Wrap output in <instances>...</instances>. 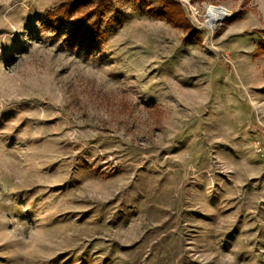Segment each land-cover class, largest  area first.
<instances>
[{
	"label": "rangeland",
	"instance_id": "rangeland-1",
	"mask_svg": "<svg viewBox=\"0 0 264 264\" xmlns=\"http://www.w3.org/2000/svg\"><path fill=\"white\" fill-rule=\"evenodd\" d=\"M171 1L0 0V264H264V0Z\"/></svg>",
	"mask_w": 264,
	"mask_h": 264
},
{
	"label": "trees",
	"instance_id": "trees-1",
	"mask_svg": "<svg viewBox=\"0 0 264 264\" xmlns=\"http://www.w3.org/2000/svg\"><path fill=\"white\" fill-rule=\"evenodd\" d=\"M162 13H160L157 17L165 20L167 23L172 25H180L183 20V14L180 6L174 3L171 0H160ZM89 5L88 1L85 2H76L69 6L61 7L58 10V13L61 15L63 20H69L72 18L73 14L78 11L80 8ZM98 25V23H97ZM98 27L95 26L89 30L85 31H74L70 34V37L64 41V45L67 46L68 50L83 52L85 55H89L91 51L94 50L95 42L99 39H102L104 34L98 33ZM264 56V45L257 48L254 51V58H261Z\"/></svg>",
	"mask_w": 264,
	"mask_h": 264
},
{
	"label": "bare ground",
	"instance_id": "bare-ground-1",
	"mask_svg": "<svg viewBox=\"0 0 264 264\" xmlns=\"http://www.w3.org/2000/svg\"><path fill=\"white\" fill-rule=\"evenodd\" d=\"M227 16V11L221 7H208L206 13V25L213 31L216 25Z\"/></svg>",
	"mask_w": 264,
	"mask_h": 264
}]
</instances>
